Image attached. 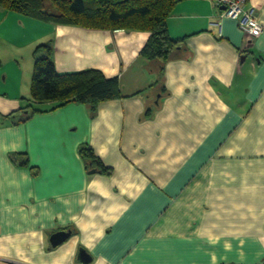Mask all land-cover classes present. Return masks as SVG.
<instances>
[{
  "label": "crops",
  "instance_id": "crops-1",
  "mask_svg": "<svg viewBox=\"0 0 264 264\" xmlns=\"http://www.w3.org/2000/svg\"><path fill=\"white\" fill-rule=\"evenodd\" d=\"M248 4L264 26V0ZM168 30L186 42L161 78L147 32L0 8V264H264V31L249 42L212 0L178 3ZM47 42L58 73L100 70L121 98L93 119L71 104L14 125ZM84 143L111 176L90 174Z\"/></svg>",
  "mask_w": 264,
  "mask_h": 264
},
{
  "label": "trees",
  "instance_id": "trees-1",
  "mask_svg": "<svg viewBox=\"0 0 264 264\" xmlns=\"http://www.w3.org/2000/svg\"><path fill=\"white\" fill-rule=\"evenodd\" d=\"M183 0H0V8L7 12L55 25L76 26L107 31H140L150 37L141 55L160 68L161 78L165 65L177 60L184 50L186 38L173 39L168 30V19L175 6ZM248 1V0H247ZM161 82L158 81L157 85ZM32 104L13 113L14 125L29 121L38 113H48L71 104L83 105L91 119L98 107L106 101L121 98L117 77L107 78L100 70L89 69L77 73L60 74L53 62L51 42L39 44L34 51V67L30 87ZM46 103L52 104L44 109ZM16 116V117H15ZM147 118L152 111L146 112ZM79 155L88 170L105 176L113 171L95 154L88 143L78 148ZM21 154H11L10 159L20 167L34 171L29 159L19 160ZM36 174V172H35Z\"/></svg>",
  "mask_w": 264,
  "mask_h": 264
},
{
  "label": "built area",
  "instance_id": "built-area-1",
  "mask_svg": "<svg viewBox=\"0 0 264 264\" xmlns=\"http://www.w3.org/2000/svg\"><path fill=\"white\" fill-rule=\"evenodd\" d=\"M221 9V16L235 20L249 42L261 36L264 26L259 22L254 7L247 0H212ZM224 8V9H222ZM220 26L219 22L215 23Z\"/></svg>",
  "mask_w": 264,
  "mask_h": 264
},
{
  "label": "water",
  "instance_id": "water-1",
  "mask_svg": "<svg viewBox=\"0 0 264 264\" xmlns=\"http://www.w3.org/2000/svg\"><path fill=\"white\" fill-rule=\"evenodd\" d=\"M93 173H95V171L90 172V174H93ZM70 235H71L70 232H64V231L53 234L50 238L51 245L53 247H56L64 243L70 237Z\"/></svg>",
  "mask_w": 264,
  "mask_h": 264
},
{
  "label": "rangeland",
  "instance_id": "rangeland-1",
  "mask_svg": "<svg viewBox=\"0 0 264 264\" xmlns=\"http://www.w3.org/2000/svg\"><path fill=\"white\" fill-rule=\"evenodd\" d=\"M6 47V46H5ZM4 47V48H5ZM9 50H10V48H9ZM5 51V50H4ZM10 52L13 54V52L10 50ZM5 54L7 55L8 54V52L7 51H5ZM11 54V55H12ZM10 55H9V57H8V59H10ZM15 58V55H12V59H14ZM7 66H8V64H7ZM31 86V85H30ZM31 96V95H30ZM29 102H30V104H32V105H36V103L35 102H33V101H31V97H30V99H29Z\"/></svg>",
  "mask_w": 264,
  "mask_h": 264
}]
</instances>
